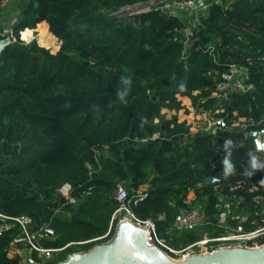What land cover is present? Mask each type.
I'll return each instance as SVG.
<instances>
[{
	"label": "trees",
	"instance_id": "trees-1",
	"mask_svg": "<svg viewBox=\"0 0 264 264\" xmlns=\"http://www.w3.org/2000/svg\"><path fill=\"white\" fill-rule=\"evenodd\" d=\"M151 1L162 0H16V17L0 23V39L9 36L2 34L6 27L11 32L0 54V212L30 217L33 230L45 224L53 230L41 242L57 252L42 264L112 237L119 183L134 214L153 220L174 248L226 235L215 208L220 196L238 202L232 209L247 216L245 230L264 224L258 217L249 223L255 207L248 189L264 182V168L252 169L253 146L243 138L260 120L264 126V72L250 69V91L213 96L229 65L264 55V0H205V10L191 18L123 10ZM42 22L60 43L55 53L36 38L20 39ZM185 29L192 37L184 49ZM41 37L52 39L46 30ZM208 46L213 55L204 51ZM121 77L132 81L125 102L117 95L125 87ZM181 98L230 126L217 136L191 133L185 121L163 112L185 110ZM240 119L247 129L231 125ZM225 160L234 166L228 175ZM209 177L216 182L207 183ZM238 181L243 185L229 191ZM65 183L73 203L58 191ZM255 194L264 195V187ZM183 208L198 210L204 223L172 229ZM226 223L236 228L240 221ZM16 234L13 226L0 235V264H23L22 256H9L22 250L12 244ZM25 255L27 264L35 260Z\"/></svg>",
	"mask_w": 264,
	"mask_h": 264
},
{
	"label": "built area",
	"instance_id": "built-area-1",
	"mask_svg": "<svg viewBox=\"0 0 264 264\" xmlns=\"http://www.w3.org/2000/svg\"><path fill=\"white\" fill-rule=\"evenodd\" d=\"M201 0H162L160 2L151 1L148 5L139 7L135 5L133 7H125L123 10L132 12L148 11L151 8L154 10H166L170 13L181 17L178 12L184 11L194 15V10L198 7L200 12L203 7L206 6L199 4ZM203 2V0H202ZM219 2V0H215ZM195 16V15H194ZM194 24V23H193ZM10 32V31H9ZM1 35V34H0ZM185 35L187 40L184 43V49L188 45V41L192 37V33L189 29H185ZM11 36V33L10 35ZM204 51L213 55L215 51L214 47L208 46L204 48ZM260 64V66L258 65ZM261 68L264 72V55H259L256 58L248 57L245 59L243 65L238 66L231 64L227 72L220 75L219 80L216 83L215 92L213 96L218 99H225L230 93L242 92L245 93L254 89L253 83L249 82L250 79V69L253 68L255 73H259ZM264 81V79H263ZM190 117L196 116L197 120L202 121L201 127H196L194 129L190 128L191 133H196L199 130L212 135L217 136L221 131L226 130L230 125L222 117H216L208 112H195L190 109ZM195 121V120H194ZM260 123L252 129H248L244 132L243 138L249 140L252 143L253 150L248 152V157H253L257 155L264 156V126ZM187 123V122H186ZM189 125V123H187ZM232 126H240L247 129V124L245 119H240L238 122H233ZM190 126V125H189ZM243 162H248V158H243ZM243 182H236V186H230L229 191L241 187ZM264 187V182L257 181L251 188L248 189L249 193H252L251 201L254 204V219L249 223L255 225V218H260L261 223H264V195L255 194L258 192L259 188ZM215 191H218V186H215ZM59 193L70 203L74 200L70 198V185L65 183L58 190ZM142 189L139 190V200H142L144 194L141 193ZM115 199L118 202V208L113 214L112 220L118 219L119 221H128L134 225L141 227L145 231V242L148 246H155L166 255L172 259L184 260L190 256L197 254H207L212 253L220 248L225 247H242V248H258L264 245L261 240L264 239V224L256 225L254 228L245 230L242 223L247 220L246 215L235 214L232 206H237L238 202L234 203L228 200L229 197L220 196L215 208L219 211L218 213V224L225 227L226 235L219 236L217 238H209L208 236H203V238L193 244L187 245L182 248H174L171 246L166 238L162 237L159 232L157 225L151 219H140L132 211V202L129 198L126 189L123 184H117L115 189ZM239 220L240 223L236 228H231L227 223V219ZM204 223L203 214H201L196 209L183 208L178 211L175 216L172 229L176 231L180 230H190L194 227ZM15 226L17 228V234L12 242L13 245L22 246V250L18 249L21 253H27V255L35 260L29 259L30 263L42 264L53 258V255L57 250L46 248L42 245L41 240L53 236V230L48 227V225H43L37 230L32 229V220L30 217L21 216H7L0 212V235L9 230L11 227ZM15 250L17 248H14ZM19 254V253H18ZM28 263V262H27Z\"/></svg>",
	"mask_w": 264,
	"mask_h": 264
},
{
	"label": "water",
	"instance_id": "water-1",
	"mask_svg": "<svg viewBox=\"0 0 264 264\" xmlns=\"http://www.w3.org/2000/svg\"><path fill=\"white\" fill-rule=\"evenodd\" d=\"M11 36L0 39V54ZM207 183L214 184L209 177ZM56 264H264V245L258 248L225 247L176 261L145 242V231L128 221H119L112 237L86 251L73 252Z\"/></svg>",
	"mask_w": 264,
	"mask_h": 264
},
{
	"label": "rangeland",
	"instance_id": "rangeland-1",
	"mask_svg": "<svg viewBox=\"0 0 264 264\" xmlns=\"http://www.w3.org/2000/svg\"><path fill=\"white\" fill-rule=\"evenodd\" d=\"M16 0H7L5 2L2 3V6L5 10H3L2 12H0V23L2 22L3 26H7L9 21L10 20H13L16 15H17V9H16V3H15ZM15 7V8H14ZM14 8V9H13ZM201 9H199L198 7L194 10V15H196L197 13L200 12ZM204 9H202V11H204ZM178 14L180 15H183V16H187L189 18L193 17L194 15L192 14H189L187 12H184V11H180L178 12ZM1 26V25H0ZM36 32H35V36H36V39H37V42L38 44L41 46V47H44V48H47V49H50L51 53H55L57 50H58V42L55 41V37H53L49 31H48V28L46 29V34H48L49 36L52 37V39H49L48 40H42V37H41V33L43 34V31L41 29V26H37L36 28ZM11 32H9V30L7 31H3L2 34H9L10 35ZM181 101H182V104L184 105L185 107V110L188 111L187 113L185 112V110H181L179 111L178 113H175L173 111H166L164 110L163 112L166 114V117L169 118L173 115H176V117L178 118V121L179 122H187L189 123L190 125V128L194 129L196 127H201L202 126V121L200 120H197V117L195 115V117L191 118L190 116V108H191V105H190V101L185 99V98H181ZM195 120V121H194ZM188 201H191L192 199H194V193L193 192H190L188 194ZM19 253V254H18ZM15 255H20L22 256L23 258V264H27V260H26V255L24 252H20L18 249H12L9 253V256H15ZM41 264V263H40Z\"/></svg>",
	"mask_w": 264,
	"mask_h": 264
},
{
	"label": "clouds",
	"instance_id": "clouds-1",
	"mask_svg": "<svg viewBox=\"0 0 264 264\" xmlns=\"http://www.w3.org/2000/svg\"><path fill=\"white\" fill-rule=\"evenodd\" d=\"M121 83L125 87H123L120 91H118L117 95L121 102H125V98L130 92V86L132 83L131 78L121 77ZM225 143L231 144V141H226ZM224 164H225V175L231 174L234 166L228 160H225ZM251 167L253 170L264 168V163L260 162L257 157L253 156L251 159Z\"/></svg>",
	"mask_w": 264,
	"mask_h": 264
},
{
	"label": "crops",
	"instance_id": "crops-1",
	"mask_svg": "<svg viewBox=\"0 0 264 264\" xmlns=\"http://www.w3.org/2000/svg\"><path fill=\"white\" fill-rule=\"evenodd\" d=\"M199 4H203L202 0L200 1ZM205 4H206V1L204 0V5H205ZM204 8H206V6H204L203 9H204ZM11 22H12V21H11ZM11 22H9V25L11 24ZM38 26H41V29H42L43 31H45V30L48 28V25H47L45 22H42V23L38 24ZM7 28H9V27H6L4 30H5V31H6V30L8 31L9 29H7ZM4 30H3V31H4ZM36 30H37V29H32V30L25 29L23 32L28 31L29 33H27L26 36H25V38H23L22 35H21L23 32H21V34H20V39L23 40V41H25V42H29V41H31L32 39L36 38V36H35V32H36ZM46 31H47V30H46ZM54 39H55L56 42H58L56 38H54ZM59 45H60V43L58 42V48H59ZM187 100H188V99H187Z\"/></svg>",
	"mask_w": 264,
	"mask_h": 264
},
{
	"label": "flooded vegetation",
	"instance_id": "flooded-vegetation-1",
	"mask_svg": "<svg viewBox=\"0 0 264 264\" xmlns=\"http://www.w3.org/2000/svg\"><path fill=\"white\" fill-rule=\"evenodd\" d=\"M173 260H176V261H181L180 259H173ZM33 264H38V263H35V262H34Z\"/></svg>",
	"mask_w": 264,
	"mask_h": 264
}]
</instances>
